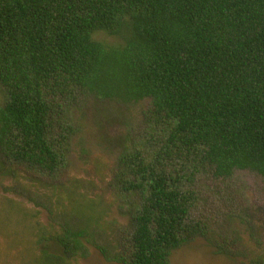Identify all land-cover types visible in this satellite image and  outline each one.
Returning <instances> with one entry per match:
<instances>
[{"label": "trees", "instance_id": "trees-1", "mask_svg": "<svg viewBox=\"0 0 264 264\" xmlns=\"http://www.w3.org/2000/svg\"><path fill=\"white\" fill-rule=\"evenodd\" d=\"M0 85L1 156L50 174L70 152L77 99L149 101L144 144L117 159L127 223L111 248L64 226L50 239L64 256L43 249L33 264H65L91 244L120 264H172L198 238L238 255L194 216L195 183L239 170L264 179V0H0Z\"/></svg>", "mask_w": 264, "mask_h": 264}, {"label": "rangeland", "instance_id": "rangeland-1", "mask_svg": "<svg viewBox=\"0 0 264 264\" xmlns=\"http://www.w3.org/2000/svg\"><path fill=\"white\" fill-rule=\"evenodd\" d=\"M97 37L118 42L104 32ZM7 101L0 85V107ZM148 103L121 104L94 97L73 102L71 149L54 174L0 154V264H33L42 258L43 249L64 256L63 248L50 240L64 226H86L100 244L112 245L120 225L127 223L122 209L126 199L113 185L117 159L122 150L144 144ZM195 188L194 216L209 218L217 239L236 240L232 248L238 255L220 254L198 238L176 250L172 264H264V179L239 170L226 180L201 175ZM65 264L120 263L107 260L91 244L87 256Z\"/></svg>", "mask_w": 264, "mask_h": 264}]
</instances>
